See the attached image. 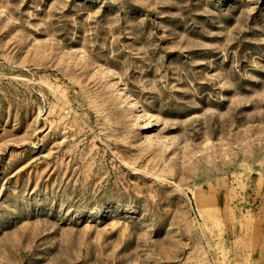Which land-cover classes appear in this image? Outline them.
Returning a JSON list of instances; mask_svg holds the SVG:
<instances>
[{
	"label": "rangeland",
	"instance_id": "obj_1",
	"mask_svg": "<svg viewBox=\"0 0 264 264\" xmlns=\"http://www.w3.org/2000/svg\"><path fill=\"white\" fill-rule=\"evenodd\" d=\"M0 264H264V0H0Z\"/></svg>",
	"mask_w": 264,
	"mask_h": 264
}]
</instances>
